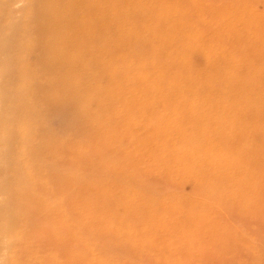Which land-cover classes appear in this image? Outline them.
<instances>
[{
	"label": "bare ground",
	"instance_id": "bare-ground-1",
	"mask_svg": "<svg viewBox=\"0 0 264 264\" xmlns=\"http://www.w3.org/2000/svg\"><path fill=\"white\" fill-rule=\"evenodd\" d=\"M154 16L170 23L149 25L142 39L138 25ZM198 24L208 34L201 42ZM122 30L142 49L124 45ZM215 39L240 51L214 54ZM250 49L264 79V0H0V142L11 156V209L24 233H40L35 249L63 264H255L264 87L243 67L230 70ZM183 183L190 195L178 193ZM38 210L46 225L35 223ZM63 215L79 236L95 229L124 257L75 243Z\"/></svg>",
	"mask_w": 264,
	"mask_h": 264
},
{
	"label": "rangeland",
	"instance_id": "rangeland-1",
	"mask_svg": "<svg viewBox=\"0 0 264 264\" xmlns=\"http://www.w3.org/2000/svg\"><path fill=\"white\" fill-rule=\"evenodd\" d=\"M156 11H161L162 7L160 5H155ZM91 13H93V9L91 10ZM93 18L95 15L93 14ZM153 23H159L161 26H166L167 24L170 23V19H158L156 16L152 17L151 19H144L139 25L138 28L136 29V32L138 34H141V38L143 39L147 35V28L149 25ZM132 27V26H131ZM131 27L129 29H131ZM181 29H184L182 27ZM196 31L199 32V38L200 42L208 36L207 34V29H203L201 24H198L196 28H194ZM122 38L124 45H133V51L136 50V47L142 49L144 42L141 39V43L138 44L136 43L131 34L130 31L128 32L127 30L123 31ZM165 38H169L166 37ZM199 43H193L195 49L197 51H200L202 49H205L201 44ZM232 42V41H230ZM230 42H227L225 40H213L211 41V49H213L214 54H217L219 52V49L222 47H232L235 48L236 50L240 51L238 47H236L233 44H230ZM175 45H177L175 47ZM183 43L181 42H170V47L176 48V51L180 52L183 51L185 48H182ZM250 52L249 56L246 55H239L237 59L235 60L233 66L230 68L232 71V74L235 75L242 67L244 68L245 76L247 79L252 80V81H260V85L264 87V79H260L258 75V70L259 68L261 69V65H263V60L258 59V58H252L253 55L255 54V50L250 49L248 53ZM192 56H191V64L194 66H200L201 65V60H200V55L196 53L195 51H191ZM207 53V50H206ZM134 73V72H131ZM135 74L130 75L129 77L126 78L125 80V87H131V77L134 76ZM235 77V76H234ZM106 76L102 74V70L99 69L95 76L94 80L97 84L102 85L103 82H105ZM185 83H191L189 78L184 79ZM219 88H223V85L218 83L217 84ZM224 93H227V95L233 96V93L227 92V91H221ZM264 106V103L262 104ZM88 106L90 108H95L96 107V101L95 99H91L88 101ZM223 108H227L226 103H223ZM8 118L11 120V114H7ZM56 123H52L51 126H55ZM3 138V137H2ZM0 138V139H2ZM6 144L3 142H0V264H63L64 258L61 256L58 257H53V254L50 252H39V248L35 249V244H39L40 240V233L37 234L34 237V234L32 232H27L24 233V231L27 229L26 227L23 226L21 222V218L15 214V209L12 208V203H11V198L9 196V193L7 191V184L10 180H12L13 173L11 170V167L8 164V159L11 158L10 155L6 153ZM24 172H26L24 170ZM119 176V172H117ZM126 176V174L124 173ZM135 177L137 179L139 178L138 172L135 173ZM87 178H90L91 180H94V175L88 174ZM159 184L163 186H168V182L165 179H159L158 181ZM192 190V186L190 183H183L180 185L178 188V193L180 195H190ZM163 191V190H162ZM52 209L58 213V209L55 207H51ZM15 214V215H14ZM61 221L63 222L62 229L63 233L67 234L69 233L72 235L76 242L75 243H80L82 246L86 244V242L94 248H99L102 252L105 253H113L115 255V258H119L121 255V250L116 249L114 245H112L109 241H106L105 239L102 238L99 232H97L95 229H89L88 231L84 232L82 236H79L78 232H76V229L74 224H72L68 219L66 218L65 215L61 217ZM68 221V222H67ZM49 221H47L42 214V212L39 213V210L37 211V217L35 223H39V225H46ZM73 228V229H72ZM71 229V230H70ZM29 234V235H28ZM43 234V233H42ZM68 234V235H69ZM78 235V236H77ZM111 235L120 241L122 244L126 243V240L124 237H122L118 233H111ZM28 236L30 238V245L27 246L25 243V238ZM44 236V234H43ZM77 236V238H76ZM80 237V238H78ZM83 238V240H82ZM85 240V243H84ZM82 241V242H81ZM119 242V243H120ZM250 243L253 245V248L255 249L256 246V241L253 238H250ZM133 253H135L132 250ZM255 255H254V261L255 264H264V247H258L257 249L254 250ZM157 253V252H155ZM122 258L124 257L121 255ZM88 258L92 257V250L91 253L87 254Z\"/></svg>",
	"mask_w": 264,
	"mask_h": 264
}]
</instances>
